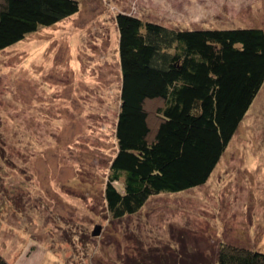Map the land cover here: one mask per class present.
Segmentation results:
<instances>
[{
    "label": "rangeland",
    "instance_id": "374dc122",
    "mask_svg": "<svg viewBox=\"0 0 264 264\" xmlns=\"http://www.w3.org/2000/svg\"><path fill=\"white\" fill-rule=\"evenodd\" d=\"M79 3L0 50V255L7 264H212L224 243L264 250V84L206 183L153 195L123 218L105 200L121 102L116 15L264 29V0Z\"/></svg>",
    "mask_w": 264,
    "mask_h": 264
},
{
    "label": "trees",
    "instance_id": "16d2710c",
    "mask_svg": "<svg viewBox=\"0 0 264 264\" xmlns=\"http://www.w3.org/2000/svg\"><path fill=\"white\" fill-rule=\"evenodd\" d=\"M79 8V0H0V50ZM116 22L121 102L105 200L123 218L153 195L210 178L264 84V29L171 28L128 12ZM212 264H264V250L224 243Z\"/></svg>",
    "mask_w": 264,
    "mask_h": 264
},
{
    "label": "water",
    "instance_id": "95a60500",
    "mask_svg": "<svg viewBox=\"0 0 264 264\" xmlns=\"http://www.w3.org/2000/svg\"><path fill=\"white\" fill-rule=\"evenodd\" d=\"M94 233H96V234H97L98 232H97V231H95Z\"/></svg>",
    "mask_w": 264,
    "mask_h": 264
}]
</instances>
